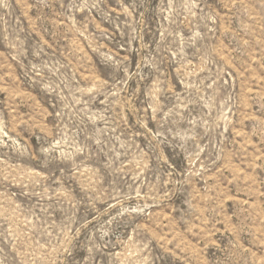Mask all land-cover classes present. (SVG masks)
I'll return each instance as SVG.
<instances>
[{"label": "rangeland", "instance_id": "1", "mask_svg": "<svg viewBox=\"0 0 264 264\" xmlns=\"http://www.w3.org/2000/svg\"><path fill=\"white\" fill-rule=\"evenodd\" d=\"M0 264H264V0H0Z\"/></svg>", "mask_w": 264, "mask_h": 264}]
</instances>
